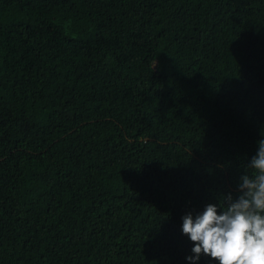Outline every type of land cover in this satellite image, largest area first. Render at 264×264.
Returning <instances> with one entry per match:
<instances>
[{"label":"trees","instance_id":"trees-1","mask_svg":"<svg viewBox=\"0 0 264 264\" xmlns=\"http://www.w3.org/2000/svg\"><path fill=\"white\" fill-rule=\"evenodd\" d=\"M261 138L264 0H0V264H189Z\"/></svg>","mask_w":264,"mask_h":264},{"label":"clouds","instance_id":"clouds-1","mask_svg":"<svg viewBox=\"0 0 264 264\" xmlns=\"http://www.w3.org/2000/svg\"><path fill=\"white\" fill-rule=\"evenodd\" d=\"M257 144L246 166L253 171L241 175L236 196H225L224 207L209 203L182 217L181 232L193 242L189 264L201 255L217 264H264V138Z\"/></svg>","mask_w":264,"mask_h":264}]
</instances>
